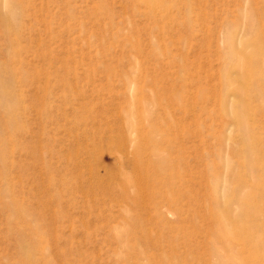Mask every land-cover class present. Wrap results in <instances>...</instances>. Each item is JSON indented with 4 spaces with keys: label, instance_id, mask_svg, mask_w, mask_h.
Returning a JSON list of instances; mask_svg holds the SVG:
<instances>
[{
    "label": "rangeland",
    "instance_id": "1",
    "mask_svg": "<svg viewBox=\"0 0 264 264\" xmlns=\"http://www.w3.org/2000/svg\"><path fill=\"white\" fill-rule=\"evenodd\" d=\"M178 224L264 264V0H0V264H148Z\"/></svg>",
    "mask_w": 264,
    "mask_h": 264
},
{
    "label": "bare ground",
    "instance_id": "2",
    "mask_svg": "<svg viewBox=\"0 0 264 264\" xmlns=\"http://www.w3.org/2000/svg\"><path fill=\"white\" fill-rule=\"evenodd\" d=\"M10 12L11 14L15 13L14 7L10 6ZM9 27L8 30L11 29L10 26H7V28ZM11 88H12V80L11 79H7L3 84H2V93L4 94L5 98H6V102H12L14 98L12 92H11ZM16 108L17 105L14 104V107L10 109V114L14 116V114L16 113ZM137 133L140 134V132L138 130H136ZM139 142V139L137 138L135 143ZM153 141H151L150 143H152ZM246 143L250 144L249 142V134H247L246 136ZM148 164H146V170H147ZM138 169V168H137ZM141 170V169H140ZM139 172V171H138ZM141 173L143 175V177H140L138 179V184H137V189H138V193L140 195V197H143V191H144V185H150V182H152L154 179L150 176L147 175V173L145 172V169L141 170ZM140 176V174H139ZM143 193V194H142ZM146 195V194H145ZM139 197V199H140ZM146 198V196H145ZM149 198V196H148ZM150 198H153V195L150 196ZM143 199V198H142ZM168 228V232L165 233L163 232L166 227L163 226L162 228L159 229V232L156 234V232H153L152 235H155V238H153L152 240V245L155 246V250L157 251V253H159L156 256H152L149 263L148 264H189L190 263V259H189V244H188V240H189V232L187 230V228L182 225V224H178V226L176 227V229H172L170 227ZM225 226H223V228L221 229L220 233L218 235H222V234H229L227 232V228H225ZM226 232V233H225ZM218 233V232H217ZM168 235V236H167ZM169 235H171L172 237L170 239H172L170 243V249L169 251H164L160 248V244L163 241H166L169 238ZM167 236V237H166ZM250 239L253 240V238H247L244 239V243L246 244V246L249 247V251H248V256L243 260L242 264H257V260L258 257L256 256L258 251L256 250L257 246L251 243L252 241H250ZM183 240V245L185 248V255H181L178 251L179 248V242ZM169 241V239L167 240ZM254 243V241H253ZM252 244V245H251ZM169 247V246H168ZM178 247V248H177ZM167 248V247H166ZM148 254V253H146ZM218 257H220L222 259V257H224L225 255L221 256V253L217 254ZM26 258L29 261L33 260V255L32 254H26ZM227 260H221L220 264H227Z\"/></svg>",
    "mask_w": 264,
    "mask_h": 264
}]
</instances>
